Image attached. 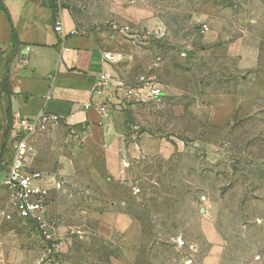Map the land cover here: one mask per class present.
I'll return each instance as SVG.
<instances>
[{"label":"rangeland","instance_id":"obj_1","mask_svg":"<svg viewBox=\"0 0 264 264\" xmlns=\"http://www.w3.org/2000/svg\"><path fill=\"white\" fill-rule=\"evenodd\" d=\"M58 1L117 54L102 92L132 172L50 125L29 141L60 173L47 226L0 195L5 242L28 264H198L217 234L222 264H264V0Z\"/></svg>","mask_w":264,"mask_h":264},{"label":"crops","instance_id":"obj_2","mask_svg":"<svg viewBox=\"0 0 264 264\" xmlns=\"http://www.w3.org/2000/svg\"><path fill=\"white\" fill-rule=\"evenodd\" d=\"M1 3L8 13L0 7V182L15 150L9 127L10 102L13 120L32 118L43 110L57 115L61 127L102 152L112 163L115 175H129L131 166L123 159L131 151L124 136L125 114L122 109L110 110L105 92L98 86L105 70L112 76L114 73V65L103 60V52H111L105 48V39L100 35L97 40L81 31L70 10L58 0H1ZM57 22L62 23L66 32L77 33L61 38L55 31ZM238 44L230 46L231 53L238 54ZM6 78L10 95L3 90ZM13 99L17 112L13 110ZM86 104H90L88 109ZM102 106L104 113L99 108ZM42 173L57 179L60 176L59 172ZM47 186L51 188L50 195L58 190L52 184ZM3 237L0 231V264H28L23 253ZM223 251L220 237L212 234L210 249L198 264H222Z\"/></svg>","mask_w":264,"mask_h":264},{"label":"built area","instance_id":"obj_3","mask_svg":"<svg viewBox=\"0 0 264 264\" xmlns=\"http://www.w3.org/2000/svg\"><path fill=\"white\" fill-rule=\"evenodd\" d=\"M55 31L63 39L77 33L75 30L66 32L61 22L56 23ZM103 60L104 63L113 66L118 62V57L116 53L103 52ZM111 79V72L105 70L98 86H105ZM131 93L134 94V91ZM155 93L159 94L160 90L157 89ZM135 94L138 93L135 92ZM89 107L90 104L85 105L86 109ZM99 108L103 113L105 112V107ZM60 121L59 116L48 114L44 110L32 118H14L11 133L15 141V150L10 167L0 182V195L3 192L7 195L9 204L14 208L17 215L22 219H30L40 223L43 227L47 226L46 213L51 190L47 184H52L55 189H60L62 184L57 177L47 176L30 169L29 141L34 135L46 130L50 125L59 124Z\"/></svg>","mask_w":264,"mask_h":264},{"label":"trees","instance_id":"obj_4","mask_svg":"<svg viewBox=\"0 0 264 264\" xmlns=\"http://www.w3.org/2000/svg\"><path fill=\"white\" fill-rule=\"evenodd\" d=\"M52 2H54V0H51ZM0 7L3 8L7 13V9L4 7V5L1 3L0 0ZM3 90L10 95L11 91H10V87H9V83H8V78L5 79L4 85H3ZM12 103L10 102V108H9V127L12 126V121H13V114H12V108H11Z\"/></svg>","mask_w":264,"mask_h":264},{"label":"water","instance_id":"obj_5","mask_svg":"<svg viewBox=\"0 0 264 264\" xmlns=\"http://www.w3.org/2000/svg\"><path fill=\"white\" fill-rule=\"evenodd\" d=\"M186 55H187V57H190L191 56V52L190 51H186ZM13 110H14V112L18 111L17 102H16L15 99H13Z\"/></svg>","mask_w":264,"mask_h":264}]
</instances>
